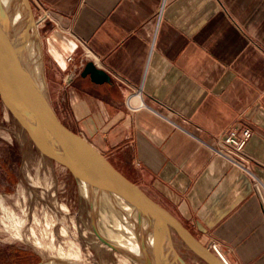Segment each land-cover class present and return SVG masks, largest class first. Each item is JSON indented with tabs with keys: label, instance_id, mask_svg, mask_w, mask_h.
I'll return each mask as SVG.
<instances>
[{
	"label": "crops",
	"instance_id": "crops-1",
	"mask_svg": "<svg viewBox=\"0 0 264 264\" xmlns=\"http://www.w3.org/2000/svg\"><path fill=\"white\" fill-rule=\"evenodd\" d=\"M36 1L53 20L39 36L59 121L201 246L264 264V0ZM232 129L251 133L246 170L212 153Z\"/></svg>",
	"mask_w": 264,
	"mask_h": 264
},
{
	"label": "water",
	"instance_id": "water-1",
	"mask_svg": "<svg viewBox=\"0 0 264 264\" xmlns=\"http://www.w3.org/2000/svg\"><path fill=\"white\" fill-rule=\"evenodd\" d=\"M33 26L29 0H0V99L40 156L68 171L79 189L84 184L109 202L120 200L145 219L148 234L140 243L137 255L108 240L106 243L132 264H185L174 248L171 237L174 231L202 263L221 264L172 215L126 179L81 135L59 121L50 103L40 51V71L34 63L30 44L38 33L35 34ZM81 76L89 77L98 85L110 82L109 76L92 62L84 64ZM86 202L93 212L87 198ZM108 217L105 202L97 205L95 223L101 225L102 218L108 221ZM37 264H44V261Z\"/></svg>",
	"mask_w": 264,
	"mask_h": 264
},
{
	"label": "rangeland",
	"instance_id": "rangeland-1",
	"mask_svg": "<svg viewBox=\"0 0 264 264\" xmlns=\"http://www.w3.org/2000/svg\"><path fill=\"white\" fill-rule=\"evenodd\" d=\"M32 13L34 16L33 8ZM21 17L25 20L23 13ZM40 30H37L36 42L44 68ZM43 72L45 73L44 69ZM0 199L3 200L6 208L16 211L15 214L17 213L23 220L22 239L14 238L12 231L3 226L1 222L3 214L0 210V264H37L45 259L52 261L59 257V248L78 252L79 259L76 261L78 264H122L121 255L110 254L96 246L90 223L93 215L85 196L71 175L62 167L40 156L25 130L12 117L1 99ZM91 205L94 209L95 203L91 202ZM105 222L102 218L101 225L97 223L99 227L97 232L103 229L104 239L109 241L114 235L117 240L122 237V233L115 227H107L106 231ZM31 231L35 233L44 248L36 246ZM63 231L66 233H62ZM37 232H40V236ZM171 237L176 252L185 264H204L195 257L176 232L171 231ZM50 245L53 246V251ZM42 249L45 251L43 252Z\"/></svg>",
	"mask_w": 264,
	"mask_h": 264
},
{
	"label": "bare ground",
	"instance_id": "bare-ground-1",
	"mask_svg": "<svg viewBox=\"0 0 264 264\" xmlns=\"http://www.w3.org/2000/svg\"><path fill=\"white\" fill-rule=\"evenodd\" d=\"M33 29H34L35 34H37L38 32L36 33L37 29H36V25L35 24L33 26ZM36 39L37 38H35L34 41L31 40L30 46H31L32 54L34 56V63H35L36 69L40 71V69H41V61L39 59L38 45H37ZM80 190H81V193L84 196H86V198L89 200L90 203L91 202L95 203V205H94L95 208L92 209L93 212H91L92 215H93V218H92V220H90V219L89 220H90L91 228H92V231H93V234H94V240H95L96 246L99 247V248L105 249L110 254H114V255L116 254V252L106 243V241H105L106 239H104L102 237V234H103L104 230L102 229L101 231L97 232L99 227L97 226V224L94 221V214H95L97 205H100L103 202H105V204L108 206L109 216H110V217L107 218L108 221L105 222V227L106 228L107 227H115L118 231H120L122 233V237H119L118 240H117L116 235H114V236H112L113 238L112 237L110 238L109 242H111L112 244L116 245L118 248L119 247L120 248H124L130 254L137 255L139 253L138 247H139L140 243L142 242V240L144 238H146V236L148 234L147 223H146L145 219L140 215V213L137 210H135L133 207H131L130 205H128V204H126V203H124V202H122L120 200H115L114 199V200H110V202H109L103 195H101V194L89 189L84 184L80 185ZM5 206L6 205H4L3 200L0 199V210H1L2 214H3V217L2 218L0 217V218H1V222H2L3 226L5 228L8 227V230L12 231V235H13L14 238L22 239V235H21V231L22 230H21V228H22L23 220L21 219V217H19L17 215V213L15 214L16 211L13 212V211L9 210V208H6L7 206L6 207ZM20 208H19V210H20ZM22 211H23V209H22ZM20 216H21V214H20ZM49 221H51V220H49ZM46 224H48V223H46ZM105 230L107 231L108 228L105 229ZM34 231H36V230H34ZM62 233H66V231H63ZM23 235H24V233H23ZM31 235L33 236V238L35 240L36 246L39 247V248H44V245L38 240L37 236L35 235V233L33 231H31ZM39 236H40V234H39ZM49 236H50V233H49ZM47 240L49 241V239H47ZM91 242H92V240H91ZM49 247L52 249L53 246L50 245ZM96 249H98V248H96ZM53 250L54 249H52V251ZM44 251L45 250H43V252ZM97 252H98V250H97ZM77 253H74V251H72V252L64 251L63 249L59 248L58 249L59 257H57V259H54L52 261H50V259H45L44 260V264H51L50 262H53V264H78L76 262L79 259V255ZM120 261L122 262V264H129L128 260L125 259L124 257H121Z\"/></svg>",
	"mask_w": 264,
	"mask_h": 264
},
{
	"label": "built area",
	"instance_id": "built-area-1",
	"mask_svg": "<svg viewBox=\"0 0 264 264\" xmlns=\"http://www.w3.org/2000/svg\"><path fill=\"white\" fill-rule=\"evenodd\" d=\"M29 1L34 6V24L36 25L37 30L43 28L47 23H52V16L48 9L43 7V5L36 0ZM67 61L71 63L72 59L69 58ZM83 66L84 61H81V67ZM134 97L140 100L139 93H134ZM130 101L131 99L129 98L126 100V107L130 111H135L142 106L141 104L133 106ZM250 137L251 133L248 129H243L241 131L232 129L225 137L215 140L214 145L211 146L212 153L216 157L225 160L231 166L246 170V165L250 161V157L246 153L245 148ZM204 247L221 264H232L217 242L209 241Z\"/></svg>",
	"mask_w": 264,
	"mask_h": 264
}]
</instances>
